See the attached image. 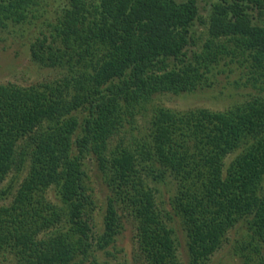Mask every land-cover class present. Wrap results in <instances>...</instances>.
Wrapping results in <instances>:
<instances>
[{"label":"trees","instance_id":"trees-1","mask_svg":"<svg viewBox=\"0 0 264 264\" xmlns=\"http://www.w3.org/2000/svg\"><path fill=\"white\" fill-rule=\"evenodd\" d=\"M198 2L0 0V32L33 29L31 59L58 71L0 83V262L114 264L129 218L138 264H183L180 245L186 264L223 246L264 264V0L205 17ZM221 75L252 93L223 110L154 102Z\"/></svg>","mask_w":264,"mask_h":264},{"label":"rangeland","instance_id":"rangeland-1","mask_svg":"<svg viewBox=\"0 0 264 264\" xmlns=\"http://www.w3.org/2000/svg\"><path fill=\"white\" fill-rule=\"evenodd\" d=\"M46 7L54 9V1L58 3L61 0H46ZM179 1V0H178ZM213 0H199L200 14L206 16L210 4ZM51 12V11H50ZM262 19L264 20V14ZM36 26V25H35ZM33 29L29 30L27 25L21 26L16 33L0 32V83L13 82L20 85H29L38 81L49 80L58 74V71L52 68L42 67L34 62L30 57L28 49L29 40L33 38ZM35 32H37L35 30ZM34 32V33H35ZM224 76H219L218 84L208 90H197L193 93L174 95L171 93L158 94L154 102L173 109H188L193 107H208L214 110H223L235 103L242 102L252 93L249 89H233L231 87L221 88V81L226 80ZM225 85V84H224ZM219 89L223 93H219ZM139 124L145 126V121L139 119ZM92 168V167H91ZM89 186L94 189L97 208L94 211V222L99 228L101 226L103 214L104 189H106L101 178H97L95 170L92 168L89 172ZM167 198V195L165 194ZM135 236V226L131 219L124 220V229L118 236L116 247L120 249L116 252L114 264H138L136 261L137 250ZM179 253L183 264H186L185 246L180 245ZM3 258H0L2 260ZM240 264L235 258L230 256L227 247H221L212 257L209 264ZM0 264H3L0 262Z\"/></svg>","mask_w":264,"mask_h":264}]
</instances>
